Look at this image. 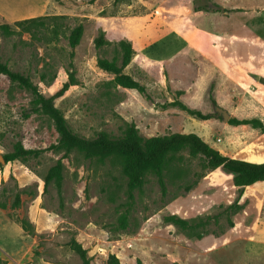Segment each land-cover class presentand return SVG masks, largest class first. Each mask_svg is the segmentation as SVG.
<instances>
[{"label":"rangeland","instance_id":"1","mask_svg":"<svg viewBox=\"0 0 264 264\" xmlns=\"http://www.w3.org/2000/svg\"><path fill=\"white\" fill-rule=\"evenodd\" d=\"M19 5L0 0L6 18L22 11ZM206 6L209 12L197 10ZM40 15L48 16L46 25L28 31L0 15V62L54 97L74 133L114 138L131 126L142 137L193 132L224 155L264 160V136L250 125L228 123L212 102L221 96L216 87L223 86L225 69L235 78L224 74L235 99L264 85L249 66H264V0H49ZM6 23L9 33L1 29ZM78 24L83 33L71 54L68 35ZM101 31L107 43L96 48ZM122 39L134 48L125 67L116 46ZM99 59L138 86L121 85ZM70 77L69 87L56 95ZM33 98L0 75V155L17 147L40 150L0 163V264H83L68 246L71 239L86 250L89 264H107L109 254L120 264H264V183L243 189L239 211L219 215L237 197L232 175L206 168L203 158L184 148L163 172L164 192L154 169L131 186L116 160L78 150L62 159L60 190L54 180L45 186L64 150L47 149L58 133ZM171 214L209 215L204 229L211 233L188 236L164 221Z\"/></svg>","mask_w":264,"mask_h":264},{"label":"trees","instance_id":"2","mask_svg":"<svg viewBox=\"0 0 264 264\" xmlns=\"http://www.w3.org/2000/svg\"><path fill=\"white\" fill-rule=\"evenodd\" d=\"M94 1V0H90ZM115 2L119 0H114ZM213 6V5H212ZM219 8V7H218ZM214 9V11L218 10ZM197 10H211L208 6L203 9L197 8ZM47 15L37 16L27 19L16 20L13 25L28 31L33 27L45 26V19ZM55 19L56 16H49ZM1 29L5 33L10 32V24H2ZM83 33V26L78 24L73 27L68 35V43L71 48V54L73 49L78 45ZM96 48H101L107 41L104 39V33L101 31L97 37L93 40ZM116 46L121 50V67H125L131 61L134 55V48L129 40H119ZM98 63L108 70L118 74V82L126 87L136 88L138 83L134 81L129 75L120 74L117 69H114L113 65L109 64L106 60H98ZM0 75L7 76L10 80L17 82L21 87L29 90L34 98L33 102L37 109L43 114L47 115L54 123L55 129L58 133V140L56 144L50 145L47 149L60 148L64 150L62 158H60L53 166L47 171L43 181L47 186L50 181L54 180L58 190L62 184V159L72 150H78L89 157L98 158H112L116 160L121 166V170L124 176L127 178L129 185H140L143 178V173L146 169L151 168L156 171L159 177V183L162 191H165V185L163 181V172L167 170L170 158L174 153H177L184 148H187L191 154L199 155L205 160V167L208 169H221L225 173L232 175V182L237 191L236 199L223 208L222 214H232L239 211L242 205L239 203V199L242 196L243 189L257 181H264V161L263 162H251L243 159L229 157L222 154L216 148L210 146L196 133H171L165 136H150L142 137L138 134L136 128L129 127L122 137H108L105 134H98L93 138H86L74 133L67 125L65 117L61 111L54 104V97H46L38 90L31 80L19 72L11 70L7 64L0 62ZM264 82V81H263ZM71 84V77L66 81L63 87L56 93L61 95L69 85ZM216 106L215 101H212ZM190 114H195L201 119H209L210 115L202 113L199 110H193L189 107L182 105ZM228 123L233 125H250L253 129L259 130L264 133V124L257 118L251 119H236L229 118ZM40 150L36 149H23L17 147L13 152L3 154L5 162L13 161L17 159H23L28 155L38 154ZM191 187L187 186L186 190ZM19 203V197L16 195L13 202V206H17ZM4 207V205L0 204ZM227 215V216H228ZM210 216L207 215L204 218L199 217L197 219H184L178 215L171 214L164 217V221L178 228L184 230L188 236L201 238L203 235L211 233L204 229L206 224H209ZM228 220V227L233 226V222L230 218ZM20 225L24 230H27L30 226L28 221H20ZM197 226H201L203 230L197 231ZM69 248L74 251L82 260L83 264H89V259L86 250L75 239H71L68 243ZM107 264H120L118 257L115 254H109L107 258Z\"/></svg>","mask_w":264,"mask_h":264},{"label":"crops","instance_id":"3","mask_svg":"<svg viewBox=\"0 0 264 264\" xmlns=\"http://www.w3.org/2000/svg\"><path fill=\"white\" fill-rule=\"evenodd\" d=\"M12 1L20 2V5L18 6V8L22 11L16 12L6 18L4 17V11L1 10L0 8V15L8 20H21V19L37 17L38 15L44 16L40 14H42V11L45 12L47 8V4L49 2V0H12ZM249 66H250V71L256 75V79L260 77L264 78V66H262L261 64H257L256 62L255 63L251 62ZM222 71L223 73L221 75V80L223 81L224 84L223 86L217 85L216 87V89L218 90L217 92H220L221 96H218L216 94L217 101L215 100V103H216V106L214 105L215 108L218 111H222V112H225L227 110L228 111L227 115L229 118H236V119L257 118L261 120L264 124V85L257 83L253 91L249 90V95L247 99L237 98L239 96H237L235 99V97L229 91V86L231 85V83L228 78L224 77V74L228 77H233L232 71L229 69H225ZM233 79L235 78L233 77ZM233 86H234V83H233ZM229 96H230L231 101L228 100ZM254 130L259 131L257 129H254ZM261 135L264 136V133H261ZM207 143L210 146L215 147L212 143L210 142H207ZM215 148H218V147H215ZM229 157H232V156H229ZM243 160H247L251 162H263L264 161V160H257V159H251V158H246ZM261 183H264V181H257L253 184H261Z\"/></svg>","mask_w":264,"mask_h":264},{"label":"water","instance_id":"4","mask_svg":"<svg viewBox=\"0 0 264 264\" xmlns=\"http://www.w3.org/2000/svg\"><path fill=\"white\" fill-rule=\"evenodd\" d=\"M223 117L225 120L228 119V115L226 112H223ZM0 163H2V164L6 163L2 155H0Z\"/></svg>","mask_w":264,"mask_h":264}]
</instances>
